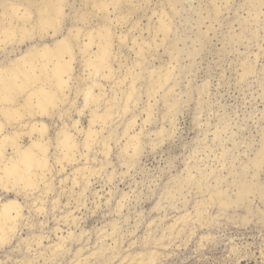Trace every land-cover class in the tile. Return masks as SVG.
Here are the masks:
<instances>
[{"label": "clouds", "instance_id": "clouds-1", "mask_svg": "<svg viewBox=\"0 0 264 264\" xmlns=\"http://www.w3.org/2000/svg\"><path fill=\"white\" fill-rule=\"evenodd\" d=\"M137 27L88 30L70 14L38 12L30 26L0 31V193L15 197L0 196V264H173L193 239L202 252L251 223L216 199L223 166L209 162L220 157L205 132L223 106L173 65L151 67L157 45L133 37ZM238 239L228 237L225 264L249 258Z\"/></svg>", "mask_w": 264, "mask_h": 264}, {"label": "rangeland", "instance_id": "rangeland-1", "mask_svg": "<svg viewBox=\"0 0 264 264\" xmlns=\"http://www.w3.org/2000/svg\"><path fill=\"white\" fill-rule=\"evenodd\" d=\"M88 1L69 0L66 14L80 20V14L87 10ZM16 2L0 0V24L3 12ZM124 5H117L118 8L111 5L112 21L124 32L137 23L132 36L141 38L143 33L148 42L155 41L157 47L147 53L149 65L160 69L161 73H166L169 65H173L182 79L192 80L206 90V99L217 105L216 110L223 106L222 119L212 121L205 132L207 150L220 157L218 163L209 162L217 168L223 166L214 178L216 199L222 207L231 209L233 216L251 221L247 228L229 226L224 229L225 235L202 252L195 251L197 242L193 239L179 251L173 264H225L232 247L228 240L231 236L240 237L236 243L251 246L245 249L249 258L241 260L240 264H264V256H261L264 248V164L260 167L256 164L264 153V0H135V11L129 16ZM160 15L170 23L165 39V33L158 31L157 34L155 29ZM96 20L92 21L93 25ZM81 23L88 30L92 28V25ZM128 43L130 46L131 37ZM123 51L132 62L134 53L127 47ZM184 132L187 137V125ZM179 151V145H166L164 148L166 154L173 156ZM159 160V156L147 157L144 163L155 168ZM171 167L176 168L174 162ZM183 170L184 165L181 164L174 173V179H183ZM243 182L257 184L261 193L252 192L248 199L242 200L238 189ZM120 187L127 190L125 185ZM221 191L229 199L227 205L217 195ZM0 196H3V201L15 199L11 193L7 196L0 193ZM154 203L152 201L145 207L150 209ZM172 215L174 213L170 212L169 216ZM91 223L89 221V226ZM171 223L169 219L165 226Z\"/></svg>", "mask_w": 264, "mask_h": 264}, {"label": "bare ground", "instance_id": "bare-ground-1", "mask_svg": "<svg viewBox=\"0 0 264 264\" xmlns=\"http://www.w3.org/2000/svg\"><path fill=\"white\" fill-rule=\"evenodd\" d=\"M134 2L135 0H90L86 3L87 10H84L80 14V20L85 24L92 25V28L99 27L103 24H106L108 20H112L111 10L109 5L115 6L114 8H116L117 5L124 3L125 4L124 7L128 8L127 9L128 12L126 13V15L129 16V14H132V12L135 11L133 10ZM69 5H70L69 0H17L16 3L12 4L9 9L3 12L1 18V24H0V31H3L4 29H13V28L18 29L21 27L30 26L33 23V21L36 19L38 12H41L44 15L62 17L66 14V8ZM126 15H123L122 17L125 18ZM95 18L97 19L96 20L97 22L94 23L95 25H93L92 21ZM119 18L120 17H118L117 19ZM156 23H157L155 25L156 33L158 34V31L164 32L165 33L164 39H165L168 35L167 30L170 27L169 21L163 15H160L159 20ZM136 25L138 24L137 23L134 24V26ZM148 30H151V27H149ZM140 32H142V30ZM133 37H138V36H133ZM140 37L141 38L139 39L141 41H148L147 38L143 36V33H141ZM25 143H26V139H25ZM256 164L259 167L262 166V164H264V153H262L259 156V158L256 161ZM238 191H239L238 195L242 200L248 199L249 194H252V192L261 193L259 186L257 184L250 182L241 183L239 185ZM217 195L221 198V200H223L224 203H226V205L228 204L227 202L229 199L225 197L224 191L217 192ZM10 200H6L3 202L6 203L7 201Z\"/></svg>", "mask_w": 264, "mask_h": 264}]
</instances>
